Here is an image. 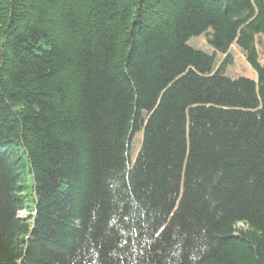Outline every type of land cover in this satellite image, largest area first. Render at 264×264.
Returning <instances> with one entry per match:
<instances>
[{
	"label": "trees",
	"instance_id": "1",
	"mask_svg": "<svg viewBox=\"0 0 264 264\" xmlns=\"http://www.w3.org/2000/svg\"><path fill=\"white\" fill-rule=\"evenodd\" d=\"M263 53L264 0H0V264H264Z\"/></svg>",
	"mask_w": 264,
	"mask_h": 264
},
{
	"label": "rangeland",
	"instance_id": "2",
	"mask_svg": "<svg viewBox=\"0 0 264 264\" xmlns=\"http://www.w3.org/2000/svg\"><path fill=\"white\" fill-rule=\"evenodd\" d=\"M193 45L199 46V47L203 48L205 51H208L209 53H214V51H215V49L208 44L206 38H204V37L197 40L196 42H193ZM230 52L232 53V55H234L233 57L235 59V62L233 63L232 66L228 67V70L234 74H237V73L251 74V75H253L254 79L256 80L257 79L256 72L253 70V68L247 62L244 53L235 44L231 46ZM223 58H224V55L218 54L216 64L213 67V71H216L219 68ZM188 67L191 68L194 72H196V73L198 72L197 67H195L194 65L188 64ZM182 75H184V74L183 73H177L175 75L174 79L181 77ZM157 103H158V101H157ZM157 103L154 105V107H156ZM150 115H151V111L149 112V114L144 119L142 129L137 136L135 146H134V151H133V161L134 162L139 161L140 152L143 149V145L145 143V130L148 126V120H149ZM21 216H26V212L22 211ZM239 226H242V224H240Z\"/></svg>",
	"mask_w": 264,
	"mask_h": 264
}]
</instances>
